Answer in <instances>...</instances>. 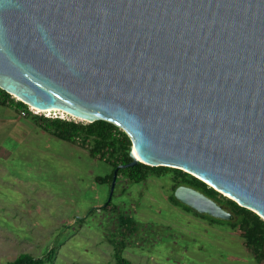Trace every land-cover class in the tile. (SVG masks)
<instances>
[{
  "label": "water",
  "instance_id": "95a60500",
  "mask_svg": "<svg viewBox=\"0 0 264 264\" xmlns=\"http://www.w3.org/2000/svg\"><path fill=\"white\" fill-rule=\"evenodd\" d=\"M0 89L110 122L132 141L123 168L182 170L264 220V0H0Z\"/></svg>",
  "mask_w": 264,
  "mask_h": 264
},
{
  "label": "rangeland",
  "instance_id": "374dc122",
  "mask_svg": "<svg viewBox=\"0 0 264 264\" xmlns=\"http://www.w3.org/2000/svg\"><path fill=\"white\" fill-rule=\"evenodd\" d=\"M22 112L0 105V264L49 253L46 264H116L111 240L120 213L137 225L124 236L131 264H257L237 229L172 201L171 175L142 184L119 179L113 210L103 211L110 187L95 179L111 172L108 161L92 158L90 143L62 141Z\"/></svg>",
  "mask_w": 264,
  "mask_h": 264
},
{
  "label": "trees",
  "instance_id": "16d2710c",
  "mask_svg": "<svg viewBox=\"0 0 264 264\" xmlns=\"http://www.w3.org/2000/svg\"><path fill=\"white\" fill-rule=\"evenodd\" d=\"M6 104H10L19 110H27L26 104L21 101L16 102L10 94L0 89V105L5 106ZM30 116L36 121L41 122L47 131L62 141L74 143L78 140H82L84 144L90 143V156L92 158H105V161H108L112 168L108 175L104 177H96L95 181L97 183L102 185L107 184L111 188L116 169H118L117 183L119 179L123 178L132 184H142L146 182L150 176L161 178L171 175L175 182L174 190H176L178 186L184 185L194 188L212 198L234 216L232 221H222L208 215L199 214L178 202L175 199L174 194L171 197L172 201L177 205L182 206L189 212H193L197 216L204 217L213 223L227 225L233 229H237L241 238L244 240V246L253 255L256 263L264 264V220L253 211L241 207L235 201L226 198L198 178L179 169L169 167H150L142 163H139L134 167L123 168L122 166L132 162L130 156L132 141L123 130L110 122L99 120L93 123H76L73 121L49 119L31 114ZM106 155L108 158H106ZM112 208L113 198L102 207V210H113ZM95 212L96 210L92 211V213ZM119 221L120 225L117 230L119 236L114 235L113 240H111V243L114 245V259L116 264H131V262L123 256V251L127 246L124 241V236L130 237V235L135 234L137 232V225L133 216L129 214L125 215L124 213H120ZM50 254L51 253L42 259H34L29 255H23L15 262L8 264H46L51 256Z\"/></svg>",
  "mask_w": 264,
  "mask_h": 264
},
{
  "label": "built area",
  "instance_id": "2783aa9c",
  "mask_svg": "<svg viewBox=\"0 0 264 264\" xmlns=\"http://www.w3.org/2000/svg\"><path fill=\"white\" fill-rule=\"evenodd\" d=\"M38 113H44V114H46L47 112L40 111V110H38V109L30 106V105H27V110H23V112H22V114L24 116L30 115V114L37 115ZM48 113H51V114L48 115L50 117V119H62V120H66L67 119L66 117L68 116V115H66L64 113L61 114L62 112H58V111H50Z\"/></svg>",
  "mask_w": 264,
  "mask_h": 264
},
{
  "label": "bare ground",
  "instance_id": "6f19581e",
  "mask_svg": "<svg viewBox=\"0 0 264 264\" xmlns=\"http://www.w3.org/2000/svg\"><path fill=\"white\" fill-rule=\"evenodd\" d=\"M46 112H50V111H58V112H61L60 110H57V109H53V110H45ZM61 114H63V113H61ZM65 116V115H64ZM133 154H134V156H135V158H137L138 160H140L139 158H138V156H137V154H136V151L133 149Z\"/></svg>",
  "mask_w": 264,
  "mask_h": 264
}]
</instances>
